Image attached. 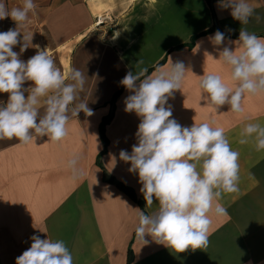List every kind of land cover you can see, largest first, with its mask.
<instances>
[{"label":"crops","instance_id":"crops-1","mask_svg":"<svg viewBox=\"0 0 264 264\" xmlns=\"http://www.w3.org/2000/svg\"><path fill=\"white\" fill-rule=\"evenodd\" d=\"M30 13L19 30L33 34L31 46L23 53V33L13 51L25 62L39 46L47 49L56 66L65 76L79 68L86 76L81 93L91 117L80 112L69 120L70 134L62 142L37 137L27 144L16 139L0 140V264H16V258L31 246V237L62 239L71 251L74 264H264V150L257 151L254 141L239 143L247 123L264 125V94L245 96L244 111H229V105L217 110L201 99L198 82L207 73L221 75L233 85L228 66L219 59V51L235 44L241 28L264 38V0H247L254 15L249 23L231 16V9L222 8L220 0H33ZM23 0H7L8 9L21 7ZM260 20L257 21L256 17ZM98 17L103 20L96 24ZM215 17V19H214ZM216 21L218 29L209 31ZM3 23V24H2ZM4 32L17 26L12 19L0 20ZM219 30L225 35L220 46L209 37ZM119 32L117 39L113 34ZM195 38L192 46L188 44ZM199 45V47L197 46ZM219 48V50H218ZM141 67L167 68L183 61L188 69L181 90L174 91L166 107L181 126L215 121L222 127L233 150L239 152V190L224 194L219 201L227 215L210 214L209 246L206 250L175 253L163 245L135 236L138 215H151L158 210V201L147 206L138 173L130 172V163L119 158L121 150L131 153L137 143L135 133L140 123L134 112L125 111L126 88L118 96L112 120L106 125L107 151L101 162L117 180L131 186L137 201L104 181L97 158L103 149L99 124L112 105V95L121 86L128 71ZM27 81L24 88L31 87ZM28 93L25 92V96ZM205 95L202 93V96ZM7 93H0V104H6ZM73 154L80 157L83 175L73 179L67 161ZM126 202V203H125Z\"/></svg>","mask_w":264,"mask_h":264},{"label":"clouds","instance_id":"clouds-1","mask_svg":"<svg viewBox=\"0 0 264 264\" xmlns=\"http://www.w3.org/2000/svg\"><path fill=\"white\" fill-rule=\"evenodd\" d=\"M220 5L231 9V16L241 25L248 24L254 15L247 0H220ZM35 7L33 0H23L21 7L11 9L0 2V20L10 17L17 26L0 32V93L8 94L7 103L0 104V140L27 144L47 136L48 141L59 143L70 134L71 117L80 112L91 117L94 112L82 98L86 76L79 68H72L65 76L47 49L40 50L39 46H34L36 54L26 62L13 51L21 33L20 53L30 47L33 34L19 29ZM119 35L115 32L113 40ZM209 40L218 47L225 35L217 30ZM228 44H235V50L223 47L219 59L228 66L233 85L225 83L219 74L204 73L198 87L201 99L215 110L229 105V111L242 113L245 96L264 94V38L241 28L239 39ZM143 64L139 60L136 72L128 71L120 81L132 93L125 99V111L134 112L140 123L135 133L137 143L131 153L121 150L119 158L130 163V172L138 173L146 205L158 201L153 214L139 212L135 236L143 245L149 243L145 237L150 236L175 253L206 250L210 214L227 215L219 201L224 194L239 190V152L232 149L225 130L213 126L215 121L185 127L171 118V106L166 104L174 91L182 88L188 71L183 61L172 62L167 68L156 66L151 74L147 67H141ZM27 81L32 82L31 87L24 88ZM240 137L239 143L252 139L257 151L264 150V125L247 123ZM79 161L76 154L67 161L73 179L83 175ZM30 239L31 246L16 258V264H74L62 239H41L38 235Z\"/></svg>","mask_w":264,"mask_h":264},{"label":"trees","instance_id":"trees-1","mask_svg":"<svg viewBox=\"0 0 264 264\" xmlns=\"http://www.w3.org/2000/svg\"><path fill=\"white\" fill-rule=\"evenodd\" d=\"M213 1L214 0H208V2L211 5H212ZM214 19H215V17H214ZM216 29H218V26H217L216 21H214V26L209 31H214ZM195 38L196 37H193L192 41L190 43H188V44H181V45H178V46H176L174 48H181V47H184L185 45L192 46L194 44ZM161 63H159L158 66ZM124 88H125L124 86H121L117 91L114 92V94L112 95V97H111V99L109 101V103L112 105V108H111L110 112L106 116H104L102 118V120H101V122L99 124V133H100V137H101V139L103 141V149L101 150V152L98 155L97 162L102 167V171H103L102 172V178H103V180L107 181V182H110V183H114L117 187H119L121 190H123L125 193H127L132 199L137 201L138 204L140 205V207L143 208V202L137 198L134 189L131 186H128V185L124 184L123 182L117 180L110 172H108L106 170V168L104 167V165L101 162V157L107 151V148H108V139H107L106 134H105L106 125L113 118L114 107H115L116 100H117L118 96L122 93ZM132 258H133V253H132V249H131V246H130L129 249H128V254H127V264L131 263Z\"/></svg>","mask_w":264,"mask_h":264},{"label":"rangeland","instance_id":"rangeland-1","mask_svg":"<svg viewBox=\"0 0 264 264\" xmlns=\"http://www.w3.org/2000/svg\"><path fill=\"white\" fill-rule=\"evenodd\" d=\"M0 2H3L6 4L7 0H0ZM2 21V20H1ZM3 24V23H2ZM0 32H4V25L0 26Z\"/></svg>","mask_w":264,"mask_h":264},{"label":"built area","instance_id":"built-area-1","mask_svg":"<svg viewBox=\"0 0 264 264\" xmlns=\"http://www.w3.org/2000/svg\"><path fill=\"white\" fill-rule=\"evenodd\" d=\"M103 20L101 19V17H98L97 21H96V24H100Z\"/></svg>","mask_w":264,"mask_h":264}]
</instances>
